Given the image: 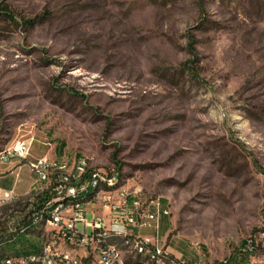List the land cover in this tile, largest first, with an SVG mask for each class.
<instances>
[{
  "label": "rangeland",
  "instance_id": "1",
  "mask_svg": "<svg viewBox=\"0 0 264 264\" xmlns=\"http://www.w3.org/2000/svg\"><path fill=\"white\" fill-rule=\"evenodd\" d=\"M0 11L12 15L0 13V152L30 146L0 164L30 179L0 226L84 163L81 178H114L110 203L160 198L167 264H264V0H0ZM44 157L61 169L36 184L30 163Z\"/></svg>",
  "mask_w": 264,
  "mask_h": 264
},
{
  "label": "built area",
  "instance_id": "2",
  "mask_svg": "<svg viewBox=\"0 0 264 264\" xmlns=\"http://www.w3.org/2000/svg\"><path fill=\"white\" fill-rule=\"evenodd\" d=\"M29 144L26 141H18L13 147L6 149L0 154V164H8L12 158H25L29 153ZM83 164L80 163L76 172L77 175L83 172ZM32 170L36 174V182L45 172L53 169L47 158H41L36 163H30ZM63 175V173H62ZM113 177L103 175L101 172H90V180L83 181L82 184H62V179L57 180L53 186L51 195L48 196L41 204L32 202L22 217L16 222L7 223L0 226V242L4 243L8 235L19 233L21 225L28 222H34L43 206H47L50 197L63 194L68 191H82L88 183L99 182L102 179H112ZM111 193L99 191L97 199L86 204H61V210L52 214V222L49 228H57L58 236L56 238L57 246H61V254H50L47 251L46 241H44V257H34L43 260V264H84V261H91V264H121L118 259V251H113L112 247L98 248V240L101 235L112 231H120L121 234L127 235V241L131 243L132 253L138 254L139 246H146L152 250V253L168 252L174 257V254L168 249V246L160 242L158 236L160 222L163 216L168 215L169 211L163 209L160 198L152 199L149 202L142 203L137 199H130L124 193H119V198L111 202ZM105 200V207L108 213L98 215L96 209L97 200ZM16 200L15 191L9 190L4 192L0 199V207L7 201ZM118 204V205H113ZM92 214V220L87 219V214ZM144 230L153 231V235L144 233ZM65 242H74L77 248L82 249V256H74L72 252L63 251ZM176 258V257H175ZM199 260L202 255L198 253ZM21 260V259H20ZM20 260H11L18 263ZM177 264H185L176 258ZM2 261V258H0Z\"/></svg>",
  "mask_w": 264,
  "mask_h": 264
},
{
  "label": "bare ground",
  "instance_id": "3",
  "mask_svg": "<svg viewBox=\"0 0 264 264\" xmlns=\"http://www.w3.org/2000/svg\"><path fill=\"white\" fill-rule=\"evenodd\" d=\"M3 152V151H2ZM0 152V154L2 153ZM53 169H61L57 165H53ZM95 172H101L100 170H93ZM57 172V171H56ZM55 172V173H56ZM50 172H45L43 176H40L39 182H49ZM82 174V173H81ZM81 174L77 173H63L58 176L53 182L54 186L57 180L62 179V184H82L83 181L90 180V173L87 177L81 178ZM114 180L112 179H102L99 182L88 183L85 189L80 191H68L63 194H58L57 196L50 197V202L47 206H43L42 212L38 215L34 222H28L27 224L21 225L19 232H23L26 228L30 229L32 227H39L42 230V238L40 239V250L38 253L30 254H20V255H9L2 258L0 264H43V260L36 259L34 257H44L45 247L44 241H46L47 251L50 254H61V246H57L56 238L58 236L57 228H49V223L52 222V214L59 212L61 210V204H86L94 199H97L99 191L113 192ZM90 194H93L90 196ZM26 234V233H25ZM31 236V234H30ZM116 239H122L125 247L131 248V243L127 241V235L121 234L120 231H112L110 233H105L101 235L100 240H98V248H108L112 247L113 251H118V259L121 264H126L124 262L125 249L119 247L116 243ZM2 242H0L1 246ZM63 251L72 252L74 256H82V249L77 248L74 242H65L63 244ZM137 254V253H136ZM138 255L141 260L133 264H167L165 252L152 253V250L147 249L146 246L138 247ZM169 256V254H168ZM21 259V260H20ZM173 259V258H172ZM11 260H20L15 263ZM168 260V259H167ZM171 260V259H170ZM173 261V260H172ZM171 262V261H170ZM175 262V261H174ZM84 264H91V261H84Z\"/></svg>",
  "mask_w": 264,
  "mask_h": 264
},
{
  "label": "trees",
  "instance_id": "4",
  "mask_svg": "<svg viewBox=\"0 0 264 264\" xmlns=\"http://www.w3.org/2000/svg\"><path fill=\"white\" fill-rule=\"evenodd\" d=\"M4 10L5 7H3ZM1 14H3L4 18L7 19H11L12 15L7 12V11H0ZM114 180V178H113ZM115 183V180H114ZM93 194H90V196H92ZM48 198V196H47ZM46 199V196L41 195L39 200H37V202H35L36 204H41L44 200ZM26 233V234H25ZM27 237L25 238L24 235ZM30 234L36 236L37 238L39 237L40 239L42 238V230L39 227H32L30 229L26 228L23 232H19L16 235H8L6 237V241L4 243L1 244L0 246V255L1 257H5L8 254H3V252L5 253H13L16 255H20V254H30V253H38L39 252V246L37 244H35L33 241H31L29 238ZM116 243L119 247L125 249V252L127 254V256H131V258H134L133 263L139 262L141 260L140 256L136 253H132V249L125 247L124 245H122L123 240L122 239H116ZM2 253V254H1ZM124 262L126 264H129L128 262L125 261V256H124ZM132 263V264H133ZM215 264H240V261H237L236 259H233L231 262L229 261H221V262H216Z\"/></svg>",
  "mask_w": 264,
  "mask_h": 264
},
{
  "label": "crops",
  "instance_id": "5",
  "mask_svg": "<svg viewBox=\"0 0 264 264\" xmlns=\"http://www.w3.org/2000/svg\"><path fill=\"white\" fill-rule=\"evenodd\" d=\"M5 165V164H4ZM22 169H23V166H18L17 168H16V165H7V166H3V167H1V170H0V181L2 180V181H6L9 177H11V176H15L14 177V182H13V185H12V187H10V188H6V190L5 191H9V190H15L16 189V187H18V188H20V187H24V185H25V183L26 184H29L30 183V179H29V181L26 179V175H24V172H22ZM24 175V177L23 178H21V175ZM29 177H31V176H29ZM21 181H24L23 183L21 182ZM37 182H39L38 180H37ZM35 183H36V179H35ZM39 183H41V182H39ZM17 184H19V186H17ZM37 184V183H36ZM35 187V186H34ZM33 187V188H34ZM166 216H163L162 217V219H161V221L165 218ZM161 223V222H160ZM150 231V230H149ZM31 238H33V237H36V236H34L33 234L30 236ZM38 246H40V243H39V245ZM39 250H40V247H39ZM2 254V253H1ZM3 254L5 255V254H9V255H16V254H13V253H5V252H3ZM6 256H8V255H6ZM0 258H3V257H1V255H0ZM1 262V261H0Z\"/></svg>",
  "mask_w": 264,
  "mask_h": 264
}]
</instances>
